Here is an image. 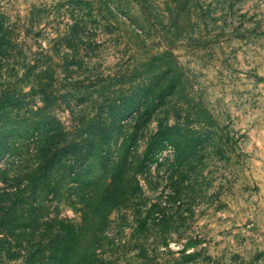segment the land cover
I'll list each match as a JSON object with an SVG mask.
<instances>
[{
  "label": "rangeland",
  "instance_id": "rangeland-1",
  "mask_svg": "<svg viewBox=\"0 0 264 264\" xmlns=\"http://www.w3.org/2000/svg\"><path fill=\"white\" fill-rule=\"evenodd\" d=\"M85 1L91 18L76 0H0L8 38L0 52V91L14 88L24 101L19 115L26 116L44 104L37 83L49 82L44 115L82 144L67 161L80 170L95 161L87 155V139L107 151L94 127L109 120L112 97L130 94L134 85L119 77L129 78L172 42L180 85L148 121L127 116L109 141L110 159L135 134L131 155L139 161L160 123L177 125L189 146L178 155L168 143L135 173L140 190L107 215L96 260L264 264V0H188L185 8L173 0ZM74 21L82 26L77 39ZM76 59L78 65L70 63ZM13 161L6 156L0 168ZM63 198L45 200L42 219L79 225L80 214ZM188 240L197 244L189 247Z\"/></svg>",
  "mask_w": 264,
  "mask_h": 264
},
{
  "label": "trees",
  "instance_id": "trees-1",
  "mask_svg": "<svg viewBox=\"0 0 264 264\" xmlns=\"http://www.w3.org/2000/svg\"><path fill=\"white\" fill-rule=\"evenodd\" d=\"M173 1L177 7L185 8L188 0ZM76 2L83 3V9L87 6L89 18L93 16L90 2ZM111 12L113 10L108 9V13ZM78 22L74 21L71 26L72 38L76 39L82 28ZM2 28L0 20L1 53L6 52L8 45ZM171 45L172 42L162 53L143 62L141 70L135 68L129 78L119 77L134 86L130 94L111 98L106 106L109 120L98 122L94 127L99 143L107 146V151L103 154L102 148L95 150L94 141L87 139V155L92 154L95 161L80 170H75L67 161L69 156L80 152L82 144L69 140L64 126L44 115L46 105L51 102L47 91L49 82L37 83L44 104L34 111L29 109L31 115L26 116L19 115L24 101L15 94L14 88L0 91V162L6 156L14 159L7 168H0V259L19 258L20 264H100L95 258L100 233L109 212L128 194L140 190L135 173L144 171L156 159L157 152L170 144L178 155L189 147L175 131L179 130L177 125L160 123L139 161L131 155L135 134L126 137L116 157L110 159L109 141L121 131L127 116L138 114V119L144 117V121H148L180 85L183 72L170 50ZM72 62L79 64L77 59ZM143 75L148 76L141 77ZM183 159L184 156L180 160L178 157V163ZM62 197L80 214L79 225L54 217L42 219L43 202L59 201ZM196 244L195 240L187 242L189 247ZM185 256L192 255L186 253Z\"/></svg>",
  "mask_w": 264,
  "mask_h": 264
},
{
  "label": "built area",
  "instance_id": "built-area-1",
  "mask_svg": "<svg viewBox=\"0 0 264 264\" xmlns=\"http://www.w3.org/2000/svg\"><path fill=\"white\" fill-rule=\"evenodd\" d=\"M168 147H170V146H167L166 148H168Z\"/></svg>",
  "mask_w": 264,
  "mask_h": 264
}]
</instances>
